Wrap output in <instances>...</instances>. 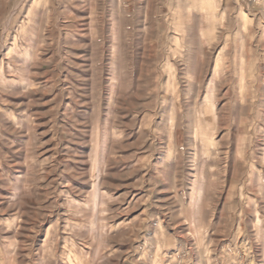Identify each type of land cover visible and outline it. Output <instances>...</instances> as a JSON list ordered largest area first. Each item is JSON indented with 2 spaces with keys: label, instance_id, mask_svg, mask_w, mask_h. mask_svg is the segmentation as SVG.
I'll list each match as a JSON object with an SVG mask.
<instances>
[{
  "label": "rangeland",
  "instance_id": "374dc122",
  "mask_svg": "<svg viewBox=\"0 0 264 264\" xmlns=\"http://www.w3.org/2000/svg\"><path fill=\"white\" fill-rule=\"evenodd\" d=\"M218 6L0 0V264H264V0Z\"/></svg>",
  "mask_w": 264,
  "mask_h": 264
},
{
  "label": "crops",
  "instance_id": "0c3cea01",
  "mask_svg": "<svg viewBox=\"0 0 264 264\" xmlns=\"http://www.w3.org/2000/svg\"><path fill=\"white\" fill-rule=\"evenodd\" d=\"M227 1V0H226ZM224 7H223V11H222V13L221 14H219V15H217V23H218V21H219V18L218 17H220V19L223 17V15H224V13L225 12H228L229 11V8H228V6H226V2L224 3ZM217 6H218V0H217ZM218 8H219V6L217 7V11H218ZM235 32H233V31H231L230 33V35H232V36H236L237 35V33H239V34H242V30L241 29H236V30H234ZM233 33V34H232ZM219 36H220V31H219V29L217 28V45L220 47V45H219V43L220 42H218V38H219ZM226 37H228V36H226ZM217 46V47H218Z\"/></svg>",
  "mask_w": 264,
  "mask_h": 264
}]
</instances>
